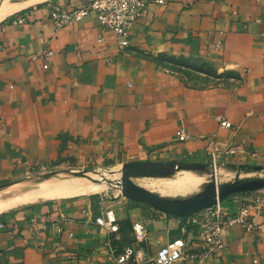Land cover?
Instances as JSON below:
<instances>
[{"label": "crops", "instance_id": "crops-1", "mask_svg": "<svg viewBox=\"0 0 264 264\" xmlns=\"http://www.w3.org/2000/svg\"><path fill=\"white\" fill-rule=\"evenodd\" d=\"M90 1L7 0L0 185L85 160L264 169V0H146L126 48L94 12L54 26V10ZM42 49L52 56H37ZM241 199L220 204L234 213ZM108 211L117 232L96 222ZM255 221L253 232L224 231L223 249L203 257L191 215L72 196L0 212V264H116L136 222L148 259L183 239L188 250L173 264H264V223Z\"/></svg>", "mask_w": 264, "mask_h": 264}, {"label": "rangeland", "instance_id": "rangeland-1", "mask_svg": "<svg viewBox=\"0 0 264 264\" xmlns=\"http://www.w3.org/2000/svg\"><path fill=\"white\" fill-rule=\"evenodd\" d=\"M132 163L133 162L116 161L89 162L85 160L80 162L64 163L45 170H34L15 178L7 184L0 185V193L4 192L0 198H11L13 196L15 197L22 195V193L31 189H37L40 187V185H38L39 183H37V180L41 177L76 173V175L83 177L88 183H94L95 181L98 183L101 182L100 184L102 185L98 191H88L82 195H96L105 201H116L123 199L129 201L131 204L137 203L150 206L155 211L160 213L168 214L175 212L171 214L180 216H188V214L196 208L206 204L222 202L227 196L230 197L234 195L238 196V198H242L241 203L252 205L253 213L259 215L261 217L262 223H264L263 180H250L246 179V177L236 176L238 171L242 172L250 170L264 172V169L250 167L228 168L219 166L218 168L216 167V169L226 172L227 176L215 177V175L211 173V169L214 167L210 166V172H201L198 176L193 177H181L177 176L175 171L163 173L155 172V170L160 168H173V166H175L177 163ZM131 164L135 166L139 164L143 169L148 170L149 172L145 174H126L125 172H120L123 167L131 166ZM152 170L153 172H151ZM243 188H245V190L234 192V190ZM200 190H205L201 192L202 197L200 199L191 200L195 194H188L187 197L182 196V201L180 200L178 203H166L168 199H173L179 195H182L183 193L194 192L199 193L200 195ZM51 200L59 199H39L38 201L23 204L12 209ZM162 209L168 211H164Z\"/></svg>", "mask_w": 264, "mask_h": 264}, {"label": "built area", "instance_id": "built-area-1", "mask_svg": "<svg viewBox=\"0 0 264 264\" xmlns=\"http://www.w3.org/2000/svg\"><path fill=\"white\" fill-rule=\"evenodd\" d=\"M166 1L156 0L159 4H164ZM145 7L146 0H91L80 8L54 10L51 13V19L56 28H61L82 20L89 12H94L100 26L115 35L120 48H126L130 44L131 28L140 18ZM52 54L51 50L42 49L37 56L49 58ZM223 124L226 127L231 126L226 121ZM178 135L184 137V131L180 130ZM191 218L200 228L201 240L205 246L203 257L216 255L223 249L224 231L227 229L237 227L246 232H253L257 229L252 205L247 203H241L234 213L225 211L218 203L196 212L191 215ZM96 222L111 232L118 231L112 211H108L105 218L98 217ZM132 231L134 244L126 246L121 253L115 256L116 264H173L183 259L188 250L187 240L177 239L160 247L154 258L148 259L144 247L147 232L143 224L134 223Z\"/></svg>", "mask_w": 264, "mask_h": 264}, {"label": "bare ground", "instance_id": "bare-ground-1", "mask_svg": "<svg viewBox=\"0 0 264 264\" xmlns=\"http://www.w3.org/2000/svg\"><path fill=\"white\" fill-rule=\"evenodd\" d=\"M7 8H8L7 0H0V20L3 19L8 14L9 9H7ZM139 166H140L139 164H137L136 166L132 165V164H131V166H126V167L122 166L123 168L121 169L120 172H125L126 174L127 173L145 174V173L149 172L148 170H145L141 166L140 167ZM171 171H175L176 175L181 176V177H191V176L193 177V176H198L199 173H201V172H210L209 166L191 165V164H175V166H173V168L169 167V168H160V169L155 170L156 173L171 172ZM151 172H153V170ZM211 173H213L215 175V177L227 176L226 172L219 171L216 168L215 169L212 168ZM43 176H45V175H43ZM236 176L237 177H246V179H250V180L251 179L252 180H260V181L264 180V172H257V171H250V170L242 171V172L238 171L236 173ZM37 183H39L38 185H40V187H38L37 189H33V190L31 189L29 191L22 193V195H18L15 197L13 196L11 198H3V199L0 198V212L18 207V206L23 205V204L32 203V202L38 201L39 199H62V198H68V197H72V196L82 195L88 191H95L96 192L102 187V185L100 184L101 182L98 183V182L94 181V183H88L85 181V179L83 177L76 175V173L75 174L56 175V176H50V177H41L40 179L37 180ZM203 191H205V190L199 191L200 195H199V193H194V192L183 193L182 195H179L173 199H168L166 201V203H178V202H180V200L182 201V199H181L182 196L187 197L188 194H190V195L195 194L193 196L194 198L192 197L191 200H197V199H200L202 197L201 192H203ZM207 192H208V190H207ZM3 194H4V192L3 193L1 192L0 196Z\"/></svg>", "mask_w": 264, "mask_h": 264}, {"label": "water", "instance_id": "water-1", "mask_svg": "<svg viewBox=\"0 0 264 264\" xmlns=\"http://www.w3.org/2000/svg\"><path fill=\"white\" fill-rule=\"evenodd\" d=\"M132 164H134V163H132ZM150 164H157V163H150ZM177 164H181V163H177ZM191 165H192V164H191ZM240 190H245V188L234 190V192H235V191H240ZM218 203H221V202H218ZM218 203H213V204H206V205H203V206H201V207H199V208H196L195 210L191 211L188 215H193V214H195L196 212H198V211H200V210H202V209H204V208H206V207L213 206V205H216V204H218ZM158 208H159V207H158ZM160 209H161V208H160ZM162 210H164V209H162ZM164 211H168V210H164ZM169 212H171V211H169ZM171 213H175V212H171ZM177 214H179V213H177ZM180 214H181V213H180Z\"/></svg>", "mask_w": 264, "mask_h": 264}]
</instances>
